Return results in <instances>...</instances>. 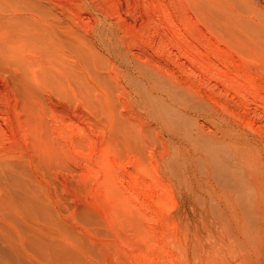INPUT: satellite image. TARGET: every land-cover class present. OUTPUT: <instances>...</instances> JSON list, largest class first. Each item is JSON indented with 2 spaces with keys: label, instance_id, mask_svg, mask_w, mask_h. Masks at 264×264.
<instances>
[{
  "label": "rangeland",
  "instance_id": "obj_1",
  "mask_svg": "<svg viewBox=\"0 0 264 264\" xmlns=\"http://www.w3.org/2000/svg\"><path fill=\"white\" fill-rule=\"evenodd\" d=\"M44 1L72 37L65 97L36 83V91L25 86L32 93L15 86L13 96L2 86L13 71L0 57V150L33 183L35 202L73 244L94 250L91 264L264 261V251L233 242L222 214L201 202L198 167L171 168L182 145L141 91L150 85L141 67L192 91L216 119L200 118L206 134L232 124L264 161V0ZM97 25L113 34L109 50Z\"/></svg>",
  "mask_w": 264,
  "mask_h": 264
},
{
  "label": "bare ground",
  "instance_id": "obj_2",
  "mask_svg": "<svg viewBox=\"0 0 264 264\" xmlns=\"http://www.w3.org/2000/svg\"><path fill=\"white\" fill-rule=\"evenodd\" d=\"M237 16L231 14L229 19L238 23ZM64 21L44 0H0V57L6 59L10 71H13L9 79L3 78L4 90H11L15 96L18 92L15 86L23 88L30 84L32 87L36 83L41 89L65 97L66 50L68 39L72 37H68ZM98 27L96 39L109 50L113 34L110 35L107 26ZM141 70L150 82V85L142 86L141 91L149 103L151 116L156 115L160 126L171 130V138L180 143V148L182 145L181 154L176 152L170 159L171 168L179 173L185 169L187 173L190 167L197 166L198 170L193 173L197 172L201 180L204 193L201 202H207L222 214L220 227L233 242L241 248L251 246L260 257L264 251V161L251 154L250 145L232 124L220 126L219 122L218 127L214 125L212 133L204 132L201 119L208 123L216 120L209 114L210 107L205 105L207 101L204 103L201 97L182 86L166 83L160 74L159 77L157 73H151L152 70L144 67ZM20 171L13 154L0 150V264L89 263L92 257L89 259L87 254L92 256L94 250L90 251L89 246L84 245L85 241L73 244L76 241L67 235L44 206L36 203L35 186Z\"/></svg>",
  "mask_w": 264,
  "mask_h": 264
}]
</instances>
